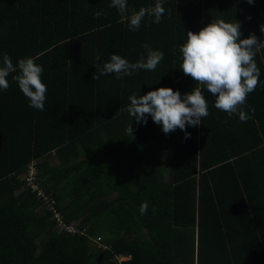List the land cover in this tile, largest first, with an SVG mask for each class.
Here are the masks:
<instances>
[{
    "label": "trees",
    "instance_id": "trees-1",
    "mask_svg": "<svg viewBox=\"0 0 264 264\" xmlns=\"http://www.w3.org/2000/svg\"><path fill=\"white\" fill-rule=\"evenodd\" d=\"M155 3L127 0L128 15ZM109 5L0 0V62L5 53L14 65L34 58L48 89L43 111L29 106L17 73L0 90V264H264V48L246 122L216 109L207 89L210 115L186 127L188 139L180 129L165 134L150 116L137 124L127 111L133 94L196 86L179 69L187 31L237 20L241 39L264 41V0H162L161 23L146 16L137 31ZM145 43L164 53L155 71L93 80L97 56L133 63ZM32 163L63 221L79 222L83 234H56L52 213L26 186ZM96 237L109 249L97 248Z\"/></svg>",
    "mask_w": 264,
    "mask_h": 264
},
{
    "label": "clouds",
    "instance_id": "clouds-1",
    "mask_svg": "<svg viewBox=\"0 0 264 264\" xmlns=\"http://www.w3.org/2000/svg\"><path fill=\"white\" fill-rule=\"evenodd\" d=\"M246 2L251 5L254 0ZM109 7L117 10L121 17L120 22H127L130 31L139 30L146 16L152 18L153 23L160 24L166 11L162 0H156L152 7L131 10L130 15L127 0H110ZM104 14L98 11L94 15L99 18ZM260 31L264 33V24L260 25ZM186 37L179 46V69L185 76L191 77L196 86L183 95L171 87H160L139 96L133 94L129 97L130 104L127 108L131 118L137 124L146 125L150 116L154 123L162 127L165 134L180 129L185 132V139H188L190 133L186 131V127L199 126L202 119L210 115L208 100L202 91L207 89L215 97L216 109L225 112L229 117L237 115L242 122L252 119L244 111V106L247 96L258 87L260 69L255 56L258 49L264 48V41L259 40L255 34L241 39V23L237 20L225 22L223 19H212L198 32L189 30ZM142 47L146 55H141L133 63L118 54H112L107 62H101L97 56L96 62L100 63H94L97 71L93 74V80L109 74H114L116 79L121 80L139 70L155 71L163 60L164 53L153 50L147 43ZM43 71V67L32 57L20 58L14 65L5 53L0 62V90L7 91L10 87L7 78L10 74L17 73L12 76V80L28 99L29 106L43 111L48 91L46 84L42 82ZM249 111L254 113L255 109L250 108ZM126 133L133 137L131 124ZM148 208L149 203L142 202L139 207L140 214H147Z\"/></svg>",
    "mask_w": 264,
    "mask_h": 264
},
{
    "label": "built area",
    "instance_id": "built-area-1",
    "mask_svg": "<svg viewBox=\"0 0 264 264\" xmlns=\"http://www.w3.org/2000/svg\"><path fill=\"white\" fill-rule=\"evenodd\" d=\"M24 177H25L24 179L26 182V186H28L32 192H36V195L41 200V204L45 208V210L52 213V218L54 217L57 218V223L61 227L62 232H65V234L69 236L84 233V229H80L79 224L74 223V222L67 224L62 220L63 218L62 219L60 218L61 214L59 213V211H57L55 207L56 206L55 199L52 196L45 194L44 190L40 187V184H38L37 170L35 167V163H32L31 165H29ZM39 189L42 190V194L39 193L40 191ZM92 241L97 246V248L101 250L109 249V247H106L101 244V239L99 237L93 238ZM129 259L130 257L128 256H119V257L117 256L116 257V260L118 263L127 261Z\"/></svg>",
    "mask_w": 264,
    "mask_h": 264
},
{
    "label": "rangeland",
    "instance_id": "rangeland-1",
    "mask_svg": "<svg viewBox=\"0 0 264 264\" xmlns=\"http://www.w3.org/2000/svg\"><path fill=\"white\" fill-rule=\"evenodd\" d=\"M38 178V184H40V180H42L39 176L37 177ZM40 190V189H39ZM19 193V191H17L16 192V194H18ZM39 193L40 194H42V190H40L39 191ZM43 208V206L41 205V206H39L38 208ZM54 217V216H53ZM56 220H55V223H56V225H55V228H56V234L57 235H59L61 232H62V229H61V227L58 225V223H57V218L56 217H54ZM60 218L62 219V216L60 215ZM63 220V219H62ZM74 223H77V224H79V222H75L74 221ZM66 236H69V235H66ZM93 242V241H92ZM123 260H124V258H123Z\"/></svg>",
    "mask_w": 264,
    "mask_h": 264
},
{
    "label": "crops",
    "instance_id": "crops-1",
    "mask_svg": "<svg viewBox=\"0 0 264 264\" xmlns=\"http://www.w3.org/2000/svg\"><path fill=\"white\" fill-rule=\"evenodd\" d=\"M129 257V256H128Z\"/></svg>",
    "mask_w": 264,
    "mask_h": 264
}]
</instances>
